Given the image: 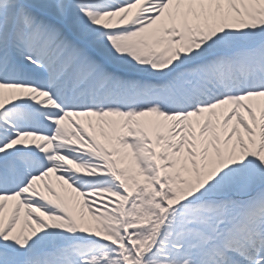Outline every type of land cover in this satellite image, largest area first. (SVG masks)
Masks as SVG:
<instances>
[{"label": "snow or ice", "instance_id": "snow-or-ice-1", "mask_svg": "<svg viewBox=\"0 0 264 264\" xmlns=\"http://www.w3.org/2000/svg\"><path fill=\"white\" fill-rule=\"evenodd\" d=\"M0 264H264V0H0Z\"/></svg>", "mask_w": 264, "mask_h": 264}]
</instances>
